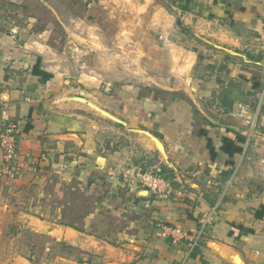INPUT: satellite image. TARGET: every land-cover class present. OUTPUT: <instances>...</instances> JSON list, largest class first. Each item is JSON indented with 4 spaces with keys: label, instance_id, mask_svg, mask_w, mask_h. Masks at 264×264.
Segmentation results:
<instances>
[{
    "label": "crops",
    "instance_id": "1",
    "mask_svg": "<svg viewBox=\"0 0 264 264\" xmlns=\"http://www.w3.org/2000/svg\"><path fill=\"white\" fill-rule=\"evenodd\" d=\"M82 1L129 13L176 10L191 38L169 45L174 70L187 75L185 98L163 103L136 90L81 87L47 44L31 38L40 32L26 22H1L0 15V133L8 123L17 127L12 176L1 168L0 149V191L54 178H114L118 185L97 192L81 230L32 219L42 232L76 246L82 264H264V186L250 184L246 156L248 146L264 141V0ZM38 2L58 20L46 0ZM253 80L259 88H252ZM225 91L230 108L220 101ZM240 103L254 111V125L235 115ZM222 137L242 154L221 150ZM134 167L156 171L170 193L161 198L140 194L143 188L131 183L125 187L122 173ZM107 196L132 205L134 217L115 233L85 229L100 205L108 207Z\"/></svg>",
    "mask_w": 264,
    "mask_h": 264
},
{
    "label": "rangeland",
    "instance_id": "2",
    "mask_svg": "<svg viewBox=\"0 0 264 264\" xmlns=\"http://www.w3.org/2000/svg\"><path fill=\"white\" fill-rule=\"evenodd\" d=\"M46 2L55 10L60 22L42 8L38 0L21 3L0 0L1 22L13 20L21 25L26 22L34 32H40L30 37L47 44L48 54L74 83L84 88L92 85V89L99 91L136 90L142 96L158 97L163 103L185 98L182 88L187 86V75L174 70L169 45H179L186 37L191 38L184 33L176 10L173 13H129L113 4L114 8H109L93 3L88 8L82 0ZM42 29L45 31L41 32ZM191 73L198 74V68L194 66ZM250 112L254 125V111ZM246 156L250 184L264 186V141L248 146ZM113 179L97 178L87 183L86 179L63 182L54 178L44 186L3 185L0 264H82L81 251L76 246L55 239L50 232H42L39 230L42 227L33 224L32 219L40 218L48 224L73 222L80 226L98 193L118 185ZM124 184L127 187V183ZM104 200L108 207L100 205L85 228L100 235L115 233L134 217L132 205L130 208L117 205L114 196Z\"/></svg>",
    "mask_w": 264,
    "mask_h": 264
},
{
    "label": "built area",
    "instance_id": "3",
    "mask_svg": "<svg viewBox=\"0 0 264 264\" xmlns=\"http://www.w3.org/2000/svg\"><path fill=\"white\" fill-rule=\"evenodd\" d=\"M235 115L245 119L247 125H253L252 115L248 113L244 104H238ZM16 131L17 127L15 123H8L0 133V149L2 153L1 168H3L9 176L13 175L10 162L16 153ZM122 178L126 183H131L137 187L146 189L157 197H166L171 191L168 181L156 171L134 167L123 172Z\"/></svg>",
    "mask_w": 264,
    "mask_h": 264
},
{
    "label": "trees",
    "instance_id": "4",
    "mask_svg": "<svg viewBox=\"0 0 264 264\" xmlns=\"http://www.w3.org/2000/svg\"><path fill=\"white\" fill-rule=\"evenodd\" d=\"M40 6L45 9L48 13H51L50 10H48L42 3H40ZM55 22L58 24V22L55 20ZM177 23H179V21H177ZM259 82L257 80H253L252 81V88L253 89H257L259 88ZM234 86V89H238L239 90V87H238V83H234L233 84ZM227 91H225L224 93L221 94V98H220V101L222 103V105L230 108L231 107V103H232V99L229 98V96L227 95ZM237 99H241L240 96L237 97ZM240 104H244V103H240ZM245 105V104H244ZM251 107L252 108H255V104L254 103H251ZM203 134H205L204 131H202ZM222 146H221V150H223L224 152H226L227 154L229 155H232L233 153H241L242 151V148L241 146H238V145H235L232 141H230L227 137H222ZM91 210V209H90ZM90 210L86 211L83 215V217L88 213L90 212ZM62 224H65V225H68L74 229H77V230H81L82 229V225L78 226L76 225L75 223L73 222H66V221H62L61 222Z\"/></svg>",
    "mask_w": 264,
    "mask_h": 264
},
{
    "label": "water",
    "instance_id": "5",
    "mask_svg": "<svg viewBox=\"0 0 264 264\" xmlns=\"http://www.w3.org/2000/svg\"><path fill=\"white\" fill-rule=\"evenodd\" d=\"M77 99L83 101L86 105H88L89 107H91L92 109H94L95 111H97L98 113H100V114H102V115L108 117L109 119H112V120H114V121H119V120H117L114 116H112L111 114L107 113L106 111L100 109L99 107L93 105L92 103L87 102V101H85L84 99H82V98H80V97H78ZM146 134H147V135L153 140V142H154L155 146L157 147V149H158L160 152H162V146H161L160 142L158 141V139L155 138V137H153V136H151V135L148 134L147 132H146ZM142 193H143V194H146V193H147V190H146V189L141 190L140 194H142Z\"/></svg>",
    "mask_w": 264,
    "mask_h": 264
}]
</instances>
